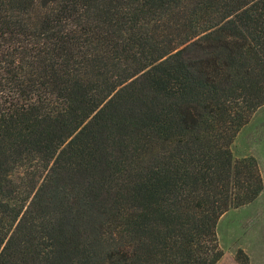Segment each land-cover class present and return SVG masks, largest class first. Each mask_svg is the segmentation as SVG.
I'll use <instances>...</instances> for the list:
<instances>
[{
  "label": "trees",
  "instance_id": "1",
  "mask_svg": "<svg viewBox=\"0 0 264 264\" xmlns=\"http://www.w3.org/2000/svg\"><path fill=\"white\" fill-rule=\"evenodd\" d=\"M262 106L264 0H0V264H217Z\"/></svg>",
  "mask_w": 264,
  "mask_h": 264
},
{
  "label": "rangeland",
  "instance_id": "2",
  "mask_svg": "<svg viewBox=\"0 0 264 264\" xmlns=\"http://www.w3.org/2000/svg\"><path fill=\"white\" fill-rule=\"evenodd\" d=\"M230 150L235 159L253 157L264 183V106L239 130ZM216 233L223 252L217 264H238L237 255L243 260L240 251L248 264H264V187L253 202L226 211L217 222Z\"/></svg>",
  "mask_w": 264,
  "mask_h": 264
}]
</instances>
